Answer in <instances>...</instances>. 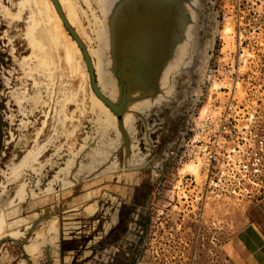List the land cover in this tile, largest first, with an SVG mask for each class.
Here are the masks:
<instances>
[{"label":"rangeland","instance_id":"374dc122","mask_svg":"<svg viewBox=\"0 0 264 264\" xmlns=\"http://www.w3.org/2000/svg\"><path fill=\"white\" fill-rule=\"evenodd\" d=\"M56 1L100 93L117 106L124 84L132 102L120 125L52 0H0V264H232L231 236L251 219L264 228V0H183L185 49L153 100L128 91L116 38L114 87L103 88L92 33L102 17Z\"/></svg>","mask_w":264,"mask_h":264},{"label":"bare ground","instance_id":"6f19581e","mask_svg":"<svg viewBox=\"0 0 264 264\" xmlns=\"http://www.w3.org/2000/svg\"><path fill=\"white\" fill-rule=\"evenodd\" d=\"M79 1V0H78ZM118 1V4L120 3V0H89L88 1V3L85 1V0H82V3L83 4H85L86 6H87V8H89L90 9V12H92L93 13V15L95 14V12L96 11H98L99 12V15H100V19H101V17H102V22H104V24L103 23H101L100 21H98L97 19H98V17L96 18L95 17V15H94V19H93V23H92V27H93V31H92V33L93 34H95V36L97 37H95L96 38V40H97V43H98V45H97V49H94L93 50V55L95 56V58H96V63H97V73H98V79H99V82L101 83V85L103 86V88L106 90V91H109V92H112V88L114 87V82H113V79H111V76H110V74H109V72H107L108 70H107V68H108V64H110V62H109V57L111 56V54H110V51H111V49H113L112 48V43L114 42V40H115V38H116V41H117V43L118 44H120L121 46H124L125 44H126V40H128V42H130V40H136V35H138V33L139 34H142L143 35V37H142V39L143 40H145V38L148 36V34H149V32L148 33H146L147 32V30H149V31H151V29L153 30V33H158V30L156 31L154 28H149V26L147 25V24H145V23H143V24H141L142 23V21L143 20H140L139 21V19L140 18H142L143 17V14L145 13L146 15H148L149 16V18L152 20V18H153V21H154V25L156 26V24H157V22H156V20L158 21V18L159 19H161V21H163V23L164 24H168V27H173V24H175L176 23V26H177V29H178V31H179V34H180V32H182L183 31V33H184V30L185 29H183L184 27H183V25H185V27H187L186 26V23H183V19H185L186 17H185V15L188 13V11H185L186 12V14H185V12H184V10H186V6H184V3L182 2L183 0H163V2H165V7L164 6H162V5H159V4H156V3H154V2H152L151 4H150V6L148 5V3H144L142 0H134V2H133V4L131 5V7L129 8V11L128 12H126V13H124L123 15H118V11H114L113 10V8L114 7H112V5H114V4H116V2ZM126 1V0H125ZM160 1V0H159ZM187 1V0H186ZM28 2V1H27ZM131 2V3H132ZM158 2V1H157ZM29 3V2H28ZM159 3V2H158ZM167 3H170L172 6H173V8H171V10L173 9V10H175L176 12H178L179 13V16L178 17H176V19H174V17H173V14H171V13H173V12H171V11H169L168 9H167ZM40 4V3H39ZM117 4V5H118ZM126 5V4H125ZM127 5H130V4H127ZM69 6H70V9H72L73 10V8H72V5H71V2H70V4H69ZM90 6V7H89ZM94 6V7H93ZM174 6H175V8H174ZM121 7V6H120ZM40 8H41V10H40V18L43 20V21H45V23H48V19H47V17L49 16V12H50V10H51V8H49L48 7V5L47 4H40ZM117 9V8H116ZM71 10V11H72ZM87 10V9H86ZM111 10H113L112 12H111ZM121 10V9H120ZM53 11V10H52ZM94 11V12H93ZM131 12V14H128V13H130ZM171 12V13H170ZM62 13V12H61ZM111 13V14H110ZM123 13V12H122ZM59 15V14H58ZM63 15V14H62ZM109 15H111V16H109ZM190 16V15H189ZM189 16H187V17H189ZM64 17V16H63ZM65 19V18H64ZM107 19H108V21H107ZM187 20V19H186ZM65 21H66V19H65ZM139 21V22H138ZM175 21V22H174ZM185 21V20H184ZM63 22V21H62ZM187 22V21H186ZM189 22V21H188ZM112 23H115V25H114V30L112 29V31H110L111 30V24ZM156 23V24H155ZM101 24H102V26H101ZM164 24H161L162 25V28H164ZM183 24V25H182ZM147 25V26H146ZM160 25V26H161ZM182 26V27H181ZM179 27V28H178ZM113 28V27H112ZM123 29V31L124 32H127V34H125V36H123L122 38H121V36L120 37H116V34H115V32H116V30H118L119 32H121V30ZM180 29V30H179ZM47 31L49 32V33H51L52 34V36H51V38L52 39H55V38H57V43H63V41H65V40H63L62 39V34H61V32L59 31V29L57 28V26H56V28L54 29V30H52L50 27H48L47 28ZM106 31H107V33H106ZM123 32V33H124ZM152 32V31H151ZM161 33H162V31H161ZM40 34H43L42 32H40ZM159 34V33H158ZM178 34V33H177ZM176 34V35H177ZM44 36H45V33L43 34ZM176 35H175V38H174V41H175V48H174V53H173V57H172V59H171V61L165 66V68H164V72L167 70H169V65H175L176 64V62H177V59L179 58V56H181L183 53H179V52H183L184 51V44L183 45H181L180 47H178V45H177V42H179L180 40H177L176 39ZM184 35V34H183ZM183 35H182V37H183ZM44 36H41V37H44ZM148 39L149 40H151L150 38H149V36H148ZM181 39V38H180ZM79 40V39H78ZM197 40V39H196ZM80 41V40H79ZM182 41H184V39L182 38ZM41 43H43V50L44 51H42V55L44 56V66H47V64H49L50 63V59L49 58H52V55H51V53H52V48H50L51 47V42H50V39H49V37H44V39L42 38V40L40 41ZM132 42V41H131ZM159 42H161L160 40H157V41H155V39H154V41H149L148 43H147V45H145L144 43H143V45L141 44V46H139V44H140V42H133L134 44H135V46L138 48V49H140V50H143L144 48H147V46H148V50H150V51H154L153 53H154V55H153V57H152V59L153 60H155V57H156V52H159V53H161L162 54V48H160L161 47V45L159 44ZM60 43V44H61ZM80 43H81V41H80ZM132 43V44H133ZM142 43V42H141ZM156 43H158L159 44V47L156 49ZM82 44V43H81ZM131 44V45H132ZM133 44V45H134ZM83 45V44H82ZM153 45V47L152 48H150L149 49V47L150 46H152ZM64 46V45H63ZM66 46V45H65ZM79 46V45H78ZM117 46H119V45H117ZM135 47V48H136ZM133 48V47H132ZM136 48V49H137ZM64 49H65V47H64ZM63 50V49H62ZM61 50V51H62ZM133 50H134V48H133ZM181 54V55H180ZM50 55H51V57H50ZM71 55L70 54V52H69V50H67L66 49V51L64 52V60L66 61V62H68L69 63V60H71L70 59V57L69 56ZM190 55V54H189ZM60 56V55H59ZM159 56V55H158ZM123 60V59H122ZM158 60V59H157ZM174 60V61H173ZM173 61V62H172ZM113 62H114V60H113ZM198 62V61H197ZM171 63V64H170ZM178 63V62H177ZM187 63V62H186ZM46 64V65H45ZM182 64V63H181ZM185 64V63H184ZM199 64V63H198ZM181 66V65H180ZM184 66V65H183ZM51 67V66H50ZM114 69V68H113ZM178 71V70H177ZM115 72V71H114ZM119 73V72H118ZM136 73V76H143L144 78H145V75L146 74H144V75H141V72L140 73H138V72H135ZM116 74V73H115ZM142 74H143V72H142ZM163 76V75H162ZM170 76V75H169ZM125 78V77H124ZM162 79V78H161ZM166 79H167V77H166ZM170 79V78H169ZM196 79V78H195ZM120 82V81H119ZM162 83H163V81H162ZM168 83V82H167ZM126 84V83H125ZM169 84V83H168ZM167 84V85H168ZM124 85V84H123ZM127 85V84H126ZM160 86H161V81H160ZM171 86V85H170ZM169 86V87H170ZM168 88V87H167ZM173 88L171 87L170 89H168L169 91L170 90H172ZM166 90V89H165ZM164 90V91H165ZM168 90H166L167 92H168ZM129 91V90H128ZM169 93V92H168ZM170 93H172L171 91H170ZM116 94V93H115ZM160 94H161V92L159 93V98H160ZM130 95V94H129ZM157 96V97H158ZM162 97H163V95H162ZM165 97H167L166 95H165ZM173 98H174V96H172ZM112 99H114V96L113 97H111ZM156 98V97H155ZM154 98V99H155ZM158 98V99H159ZM164 98V97H163ZM120 99V98H119ZM130 99V98H129ZM137 99V98H136ZM140 99H142V98H140ZM166 99V98H165ZM168 99V98H167ZM95 100V99H94ZM138 100V99H137ZM149 100H153V99H149ZM160 100V99H159ZM143 101H147V100H143ZM164 101V100H163ZM96 102V101H95ZM140 102H142V101H140ZM147 102H149V101H147ZM171 102V101H170ZM138 103V102H137ZM149 103H154V102H149ZM149 103H143L142 105H139L138 107L136 106V108H139V110L141 109V108H148L149 106H151V104H149ZM162 103V102H161ZM96 104V103H95ZM135 104V103H134ZM156 104V103H155ZM167 104V103H166ZM131 105H133V104H131ZM161 105V104H160ZM98 106V105H97ZM127 107V106H126ZM105 113V112H104ZM105 115H106V113H105ZM100 116H103L102 114L100 115ZM100 116H98L99 118H101ZM107 116V115H106ZM114 117V116H113ZM108 120H110V117L108 116ZM112 118V117H111ZM97 120V119H96ZM100 120V119H99ZM112 121L110 122L111 124H112V122L114 123V121H113V119H111ZM103 121V120H102ZM105 121V120H104ZM106 121H107V119H106ZM96 122H98V121H96ZM107 123V122H106ZM106 123H104V124H106ZM109 123V122H108ZM99 125V124H98ZM103 125V124H102ZM100 126V125H99ZM98 128V127H97ZM98 138V137H97ZM102 148V147H101ZM103 149V148H102ZM103 151V150H102ZM51 165V164H50ZM21 195H22V193H20ZM9 254V253H8ZM12 256V255H11Z\"/></svg>","mask_w":264,"mask_h":264},{"label":"water","instance_id":"95a60500","mask_svg":"<svg viewBox=\"0 0 264 264\" xmlns=\"http://www.w3.org/2000/svg\"><path fill=\"white\" fill-rule=\"evenodd\" d=\"M142 1L144 3H148L149 6L152 2H154L156 4H159V5H162L165 7V5H164L165 2H163V0H162V3H160L159 0H158L159 3L156 0H142ZM52 2L55 6L57 13L59 14V17L62 19V21L64 22L68 31L71 33V35L75 39L77 45H79V47L81 49V52H82V54L85 58L86 64H87L90 83H91V87H92L93 92L116 115L121 114V111H124V108L126 107V105L132 102V101H129V99L127 98V95L125 93V90L127 88L123 85L124 91L122 92L121 101L118 103L117 106H115L113 103H111L105 96H103L100 93V91L97 88L96 83H95V78H94L91 62L89 60V57H88L83 45L80 43L77 36L74 34V32L71 30V28L68 26L67 22L65 21L63 15L61 13V10L57 4V1L52 0ZM166 5H167V8L173 7L170 3H167ZM174 8H175V6H174ZM170 11L173 12V10H170ZM173 14H174L173 15L174 19H176L175 17L179 16V13L176 11ZM143 16H145V18L143 19L141 24L145 23L149 26V28L151 27V28H154L156 31L158 30L159 34L153 33L152 29H151L152 32L147 30L146 33L149 32L148 36L151 40L148 39V36L145 38V40H143L142 39L143 35L138 33V35H136V40L133 39V40H130V42H128V40H126V44L124 46H121L119 44V46H120L119 50L120 51H118V52L119 53L121 52L122 57H124V60L121 61L120 66H121V71H123L125 74V77H126L125 79L129 82L128 90L130 91V93L139 91L144 96H148V95L150 96L151 95L150 97H152L156 91L157 86L159 87V79H160L159 77H160L161 73L163 74L165 66L171 61V59L173 57L174 48H175V41H173L172 38H173L174 30H170L168 35H167V34H165L166 32L163 31L162 25L161 26H160V24L158 25L157 20H156L157 24L155 23L156 24V26H155L153 18H152V20L149 17L146 18L147 15L145 13L143 14ZM160 21H161V19H160ZM161 22L163 24V21H161ZM176 27L177 26L175 23V24H173V27H171V29H175L176 31H178V29H176ZM161 31H162V33H161ZM122 32H124L123 29L121 30V33ZM125 34H127V32H124L122 34L121 38L123 36H125ZM154 39H155V41H157V40L161 41V42H159V44L161 45L160 48H162V54L159 52H156L155 60L152 59V55H154V53H153L154 51L148 50V46H147V48L140 50L134 44L137 41V42H140L139 46H141V44L143 45V43L145 45H147V43L149 41L150 42L154 41ZM181 41L182 40L177 42V45ZM159 44L156 43V49L159 47ZM132 47L134 48V50ZM119 56L120 55H118V58H119ZM157 58H160V59L157 60ZM135 72H138V73L141 72V75L146 74L145 78L143 76L142 77L136 76ZM142 72H143V74H142ZM148 75H150V76H148ZM142 99H144V98H142Z\"/></svg>","mask_w":264,"mask_h":264},{"label":"crops","instance_id":"0c3cea01","mask_svg":"<svg viewBox=\"0 0 264 264\" xmlns=\"http://www.w3.org/2000/svg\"><path fill=\"white\" fill-rule=\"evenodd\" d=\"M114 25L111 24L110 31L114 30ZM256 224L251 219L249 225L226 243L227 256L232 264H264V228Z\"/></svg>","mask_w":264,"mask_h":264},{"label":"flooded vegetation","instance_id":"af4514ba","mask_svg":"<svg viewBox=\"0 0 264 264\" xmlns=\"http://www.w3.org/2000/svg\"><path fill=\"white\" fill-rule=\"evenodd\" d=\"M179 28V27H178ZM180 30V29H179ZM178 38H179V31H178V34L176 35V39L178 40ZM153 47V45L152 46H150L149 47V49L150 48H152ZM152 57H153V55H152ZM158 60L160 59V58H157ZM148 76H150V75H148ZM161 76H162V73H161V75H160V77L159 78H161ZM160 80V79H159ZM159 88H158V86H157V88H156V91H155V93H154V95L150 98V99H154L155 97H157L158 95H159ZM149 99V98H148ZM154 109V108H153ZM137 113H139V112H137ZM157 113V112H156ZM158 113H159V111H158ZM121 114H122V111H121ZM121 114H119V115H117L118 116V120L120 121V125H121V122H122V120H121V117H122V115Z\"/></svg>","mask_w":264,"mask_h":264},{"label":"built area","instance_id":"2783aa9c","mask_svg":"<svg viewBox=\"0 0 264 264\" xmlns=\"http://www.w3.org/2000/svg\"><path fill=\"white\" fill-rule=\"evenodd\" d=\"M204 156H206L207 158H206V161H212V162H216V158L214 157V155L212 154L211 155V153L210 152H208V153H205L204 154ZM198 158V157H197ZM196 158V159H197ZM199 159V158H198ZM197 161V160H196Z\"/></svg>","mask_w":264,"mask_h":264}]
</instances>
